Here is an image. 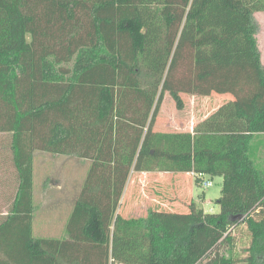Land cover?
<instances>
[{"label": "trees", "instance_id": "obj_1", "mask_svg": "<svg viewBox=\"0 0 264 264\" xmlns=\"http://www.w3.org/2000/svg\"><path fill=\"white\" fill-rule=\"evenodd\" d=\"M259 13L264 0H0V134L18 176L0 264H264ZM165 93L179 109L183 94L233 100L192 133L155 132ZM35 152L91 162L71 241L32 237ZM186 173L221 178L219 213L164 212L144 193L146 215L122 216L131 175L148 184L129 198L160 199Z\"/></svg>", "mask_w": 264, "mask_h": 264}, {"label": "crops", "instance_id": "obj_2", "mask_svg": "<svg viewBox=\"0 0 264 264\" xmlns=\"http://www.w3.org/2000/svg\"><path fill=\"white\" fill-rule=\"evenodd\" d=\"M260 17H264V13L255 15V18L260 25V30L256 38L260 53V61L264 66V50L261 48V39L264 38V25L262 24ZM203 99L206 100L204 101V106L207 110V113H205V116L203 117L204 120L222 103L225 101H232L233 97L229 94H225L212 95ZM208 102L211 108L209 112V108L206 107ZM195 125L196 123L192 120L189 128H187L188 130L181 133H192ZM260 137H264V134L255 135L253 140L257 141ZM9 140L10 141L8 142H10V144L7 145L8 148L5 147V145L1 146L2 148L0 147L1 149L7 148L10 150L8 156H4V154L2 155L0 153V205L7 208V205L5 204H9L8 212L0 215V223H2L8 216L18 190V176L13 166L11 139L9 138ZM5 158L7 159L5 160ZM90 167L91 162L89 160L80 159L75 155H58L44 152L34 153L32 175V237L34 240L71 241V238H69L67 233V225L80 197ZM79 169L84 170L78 171ZM6 171H11L7 172L9 176L6 174ZM137 176L146 178L143 174ZM182 176L183 179L190 180L193 183L191 173L182 174ZM131 177L132 175L129 177L127 186L123 192L119 204V210H122L125 201H131L132 199H134L133 203H135V205L139 208H141L142 205H145H140V203H138V201L141 200L139 193L132 199L129 198L132 190L131 186L133 184ZM164 177V174L160 173L155 175V178L159 179L161 182ZM169 177L171 180L176 177L179 179V175H171ZM5 198L8 199V202ZM156 200L157 203L160 202L157 196ZM151 202L154 203L152 200ZM124 217L128 218L126 216Z\"/></svg>", "mask_w": 264, "mask_h": 264}, {"label": "rangeland", "instance_id": "obj_3", "mask_svg": "<svg viewBox=\"0 0 264 264\" xmlns=\"http://www.w3.org/2000/svg\"><path fill=\"white\" fill-rule=\"evenodd\" d=\"M260 20L264 25V17H260ZM261 40V48L264 50V38H262ZM180 98L182 101L181 109L177 107L176 102L168 93L164 94L154 123L153 131L161 133L185 132L188 130L187 128H189L192 120L196 124L203 120L205 113H207V110L204 106V101H206L205 99H203L202 97L187 94L180 95ZM206 107L209 108V112L211 110L209 102L208 104H206ZM9 138L10 136L7 134H0V147L4 145L5 147H7V145L10 144V142H8L10 141ZM252 144L253 152L254 154H256L255 163H257L260 168H264V137H260V139H258L257 141L253 140ZM1 148L0 153L2 155L4 154V156H8L10 153V150L7 149L8 147L3 149ZM6 159L7 158H5V160ZM83 170L84 169H79L78 171ZM7 172L11 171H6V174ZM182 177V175H179V179L177 177L173 180H171L170 178L168 179V186L166 185L165 189H162V195H159V200H161L162 202L157 203L156 196L153 194L154 187H150L151 189L148 188V190H144L143 188L141 194L145 193L147 199H151L152 201H154V203H157L160 207H162H159V209H162V211L164 212L186 213L188 211V205L190 203H194L197 209H200L205 213H219V206L216 202L221 194V178H210L208 176H204L203 180L210 183L209 186L204 187L202 184L194 185V183H192L190 180H185ZM131 178L132 183L134 182L133 180H135L136 189L139 188V185L141 186V184H145L144 187L145 189L147 188V177L143 178L141 176H133ZM142 196L143 194L140 195L141 199ZM166 200L167 202H163ZM6 201L8 202V199H6ZM133 202L134 199H132L131 201H125L122 210H120L121 214L128 218L131 216H145L151 205L149 206L148 204H145L142 205L141 208H139ZM5 205H7V208L0 205V215L7 213L9 210V204L7 203Z\"/></svg>", "mask_w": 264, "mask_h": 264}, {"label": "built area", "instance_id": "obj_4", "mask_svg": "<svg viewBox=\"0 0 264 264\" xmlns=\"http://www.w3.org/2000/svg\"><path fill=\"white\" fill-rule=\"evenodd\" d=\"M191 175H192V177H193V180H194L195 178L202 179L201 184H202L204 187H207V186L210 185V183L205 182V181L203 180V179H204V176H203V175H201V174H194V173H191Z\"/></svg>", "mask_w": 264, "mask_h": 264}]
</instances>
